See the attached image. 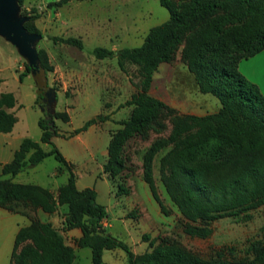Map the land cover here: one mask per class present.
<instances>
[{
	"label": "trees",
	"instance_id": "16d2710c",
	"mask_svg": "<svg viewBox=\"0 0 264 264\" xmlns=\"http://www.w3.org/2000/svg\"><path fill=\"white\" fill-rule=\"evenodd\" d=\"M21 5L24 0H17ZM67 0H53L58 6ZM168 11L164 21L152 25L143 41L135 46L116 49L95 46L97 57L116 56L119 67L126 71L128 63L135 64L140 75L139 89L126 100L132 105L123 125L111 133L107 144V159L103 171L115 176L123 168L121 151L125 139L146 125L154 113L167 105L149 93L153 73L158 65L171 58L182 45V57L193 72L198 89L216 96L220 106L204 114L187 113L174 120V133L187 132L177 141L163 160L167 168L161 174L162 182L171 200L187 220L184 231L190 235L208 236L209 224L224 215H234L264 203V94L258 85L238 69V60L254 54L264 47V0H159ZM24 26L40 33L35 23L37 14H27ZM55 42L83 46L77 36L52 35ZM38 64L24 63L20 80L34 71L39 90L36 101L43 106L41 94L48 87L47 74L54 69L44 47H37ZM231 53L234 57H231ZM55 95V92H54ZM16 103L12 91L0 92V131H10L17 116L6 107ZM69 121L66 109H46L38 118L41 129L39 140L25 136L15 149L13 157L0 164V206L9 207L17 198L28 199L45 211H54L66 203L64 228L79 226L82 235L78 245L91 247L92 264L103 261L105 248L121 247L126 251L128 264H262L264 242L250 245L252 257L231 261L221 252L204 257L180 248L170 240L150 238L148 249L135 253L129 244L105 231L102 218L104 205L96 200L93 186L79 188L73 163L54 144L49 150L41 142L52 143L58 134L55 119ZM98 117L88 118L68 135L76 134L95 123ZM152 145L144 162V178L154 198L160 202L150 172ZM59 161L58 170L67 169L65 183L54 194L49 187L37 183L19 182L11 176L25 166L32 167L47 155ZM8 174L9 176H5ZM162 207V204H161ZM248 215V214H246ZM31 236L36 246L23 247L12 254L11 264H71L73 247L65 243L63 234L49 222H34L19 228L15 238Z\"/></svg>",
	"mask_w": 264,
	"mask_h": 264
},
{
	"label": "rangeland",
	"instance_id": "374dc122",
	"mask_svg": "<svg viewBox=\"0 0 264 264\" xmlns=\"http://www.w3.org/2000/svg\"><path fill=\"white\" fill-rule=\"evenodd\" d=\"M51 1L24 0L18 8V14H37L35 23L41 33L48 36L35 42L36 47L46 49L54 66L47 74L48 87L41 94L43 106L36 101L39 90L34 71L27 73L23 80L18 77L24 63L28 62L25 51L17 42L0 33V73L5 80L0 83V91H13L24 103L19 110L17 129L37 137L40 131L37 119L44 108L68 111L70 120L56 118L59 133L53 136L52 143L44 142L43 147L49 150L55 144L59 148L73 163L80 186L97 184L98 198L108 207L107 218L111 223L104 226L105 231L127 241L137 252L145 249L147 241H141L138 232L141 224L133 218L143 213L141 201L136 198L142 196V202H145V192L154 198L144 178V162L150 147L156 145L151 155L150 172L162 207L155 199L160 221L153 229L152 238L156 241L168 239L178 247L204 257L216 256L218 252L235 262L252 257L250 245L257 240L264 242V203L213 220L209 224L211 233L208 236L190 235L183 229L187 220L171 200L161 179L167 168L163 157L187 135V132L173 134L176 117L191 113L193 109L212 112L220 106L216 96L198 89L194 74L182 57V45L171 58L158 65L148 90L167 107L158 109L146 125L125 139L121 151L123 168L115 176L108 175L112 181L107 178L106 182L99 177L101 164L107 159L109 137L131 113L132 105L126 104V100L139 89L140 75L135 64L128 63L124 71L116 56L100 58L92 49L97 45L113 49L139 45L152 25L168 18V9L159 0H67L58 6L50 5ZM52 35L80 37L83 46L55 42L50 37ZM231 57H234L233 53ZM95 116L98 120L87 129L68 135ZM59 164L55 156L49 154L35 166H25L12 177L15 181L34 182L54 189L67 180L68 171L66 168L58 170ZM114 194L117 198L113 197ZM121 196H125L128 203H134L131 209L132 204L122 203ZM9 207L19 209L36 226L49 222L60 232L64 228L61 208L56 209L59 218L53 221L42 218L41 207L28 199H13ZM127 209L126 215L130 216L124 215ZM26 246H36L33 237L20 238L14 254ZM85 248L89 250V247ZM78 260L76 264H87L88 259L79 251Z\"/></svg>",
	"mask_w": 264,
	"mask_h": 264
},
{
	"label": "crops",
	"instance_id": "0c3cea01",
	"mask_svg": "<svg viewBox=\"0 0 264 264\" xmlns=\"http://www.w3.org/2000/svg\"><path fill=\"white\" fill-rule=\"evenodd\" d=\"M20 66L21 65H18L17 67H20ZM1 67L2 66L0 65V72H1ZM17 67H16V69H17ZM238 69L247 78H249L250 80L255 82L258 85V87L260 88V90L262 91V93L264 94V47L252 55L240 58L238 60ZM4 81H5L4 77L0 73V83H3ZM0 92H2V91H0ZM13 93H14L15 98H16V103L13 106L6 107V109L8 111H12L13 113H15V115L17 116V120L15 121V123H14V125L10 131H6V132L0 131V164L9 161L13 157L14 151L19 146L21 140L25 136H29L26 131L20 132V130L17 129V125L20 122L19 110L24 106V103L19 100V98L17 97V94L15 92H13ZM197 107L201 108L200 105H198ZM218 107H219V105H218ZM190 112L194 113V114H204L208 111L206 109L204 111H198L197 109H193ZM40 134H41V129H40L37 137H35L34 135L30 136V137L35 139V140H39ZM109 139H110V137H109ZM43 144H44V142H41L42 147H43ZM99 172H100V175H99L100 179H105L106 182H108L107 178H109L111 180V177L108 176L109 174H107V172L103 171V163L101 164V169ZM75 175H76L77 187L83 188L84 186H80L78 184L77 174H75ZM5 176H9V175L6 174ZM11 179L13 180L12 176H11ZM19 182H23V181H19ZM65 182L66 181L59 183L57 185V187L54 189L50 188V187L49 188L54 194H56L59 186ZM28 183H34V182H28ZM92 186L96 190V200L104 205V208H105L107 214L105 216L106 221L103 224H104V226H108L111 224L107 218L108 217V207L106 206L105 203L100 201L98 198L99 189L97 187V184L94 183V185H92ZM144 195H145V202H142L143 201L141 198L142 196L141 197L137 196V198H136L139 200V202L141 201V205H142L143 209L141 208V206H140V208H141L143 213L140 214L138 217H133L137 223L141 224V229L138 230V232L141 235V241L144 240L142 237L143 233H147V234L150 233L151 238L154 236L155 232L153 229H154V227H157V225L159 224V221H160L159 220V218H160L159 211L156 208V206L158 204L155 201V198L151 197V195H149L147 192H145ZM113 197L117 198V195L114 194ZM121 197H122V199L120 201L122 203L125 201L127 202L125 196H121ZM109 198H111V197H109ZM127 204H132L129 207V209H131L132 206L134 205V203H132V202L131 203L127 202ZM58 208L63 209L64 214H65V212L68 209V205L66 203H63V204H60L58 206ZM39 209L41 211L42 218L46 217L47 219H50L53 221H56L57 218H59V216L57 215V212H58L57 210H55L53 213L50 214L47 211H44L42 208H39ZM129 209L126 210L124 215H126V213ZM64 214L62 217L63 219H64ZM126 216H130V215H126ZM30 221H31L30 218L26 214L22 213L19 209H9L7 207L0 206V264H11L12 254H13V251L15 249V238H16L17 231L19 230V228L21 226L29 224ZM61 232L64 236L65 243L72 246L73 250H74L75 255H74V258H73V261L71 264H76L77 260L79 259V251H80V253L82 251L84 256L87 257V259H88L87 264H92L91 247L89 245H78L77 244V239L82 235L81 228L79 226H73V227H69L66 229H61ZM125 242H127V241H125ZM86 246L89 247V250H87L85 248ZM129 246L131 247V249L135 253H140V252L135 251L132 248L131 244H129ZM146 249H148V241H147L146 247L143 251H145ZM143 251H141V252H143ZM102 259L104 262H106L108 264H128L126 251L121 247L105 248L103 250V253H102Z\"/></svg>",
	"mask_w": 264,
	"mask_h": 264
},
{
	"label": "water",
	"instance_id": "95a60500",
	"mask_svg": "<svg viewBox=\"0 0 264 264\" xmlns=\"http://www.w3.org/2000/svg\"><path fill=\"white\" fill-rule=\"evenodd\" d=\"M20 4L17 0H0V33L8 39L18 43L25 51L28 63L38 64V53L35 42L41 38H48L43 33L31 32L24 26L26 15L18 14Z\"/></svg>",
	"mask_w": 264,
	"mask_h": 264
},
{
	"label": "built area",
	"instance_id": "2783aa9c",
	"mask_svg": "<svg viewBox=\"0 0 264 264\" xmlns=\"http://www.w3.org/2000/svg\"><path fill=\"white\" fill-rule=\"evenodd\" d=\"M105 221H106V218L105 217L102 218V223H105Z\"/></svg>",
	"mask_w": 264,
	"mask_h": 264
}]
</instances>
